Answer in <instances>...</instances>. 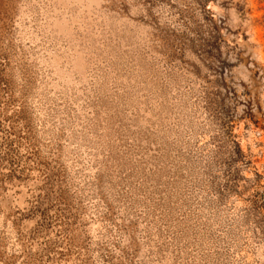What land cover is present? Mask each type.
Here are the masks:
<instances>
[{"label": "rangeland", "instance_id": "rangeland-1", "mask_svg": "<svg viewBox=\"0 0 264 264\" xmlns=\"http://www.w3.org/2000/svg\"><path fill=\"white\" fill-rule=\"evenodd\" d=\"M0 264H264V0H0Z\"/></svg>", "mask_w": 264, "mask_h": 264}]
</instances>
